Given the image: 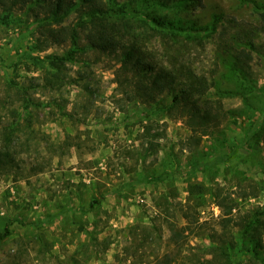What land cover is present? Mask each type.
<instances>
[{
    "label": "rangeland",
    "instance_id": "1",
    "mask_svg": "<svg viewBox=\"0 0 264 264\" xmlns=\"http://www.w3.org/2000/svg\"><path fill=\"white\" fill-rule=\"evenodd\" d=\"M118 1L129 8L141 2ZM150 3H143L146 10ZM215 12L255 30L245 80L227 63L237 47L229 40L235 31L188 41L131 23L154 56L150 60L167 66L179 56L204 86L199 102L223 112L218 126L197 140L184 120L160 108L171 102V93L159 95L156 103L124 98L114 81L119 62L113 54L79 50L66 61L58 85L46 87L45 77L56 72L46 56L65 54L69 41L34 48L43 37L33 13L0 7L1 120L11 121L8 109L18 88L25 87L33 103L31 113H25L30 126L23 123L19 132L22 173L0 174V234L7 229L0 240V264H264V251L253 257L250 249L239 247L244 227L220 225L214 198L218 191L236 198V190L242 196L232 211L239 224L264 209V29L252 3L240 0H201L186 12L165 15L203 25ZM77 21L73 12L64 25ZM114 108L127 117L133 140L120 144L122 159L110 156L104 169L94 162L99 147L88 126L99 127ZM252 127L254 135H244ZM45 138L58 145L52 163L30 172V165L51 151ZM58 168L92 180L57 181L53 171ZM172 223L177 229L188 225L175 243ZM261 238L264 242V232Z\"/></svg>",
    "mask_w": 264,
    "mask_h": 264
},
{
    "label": "trees",
    "instance_id": "2",
    "mask_svg": "<svg viewBox=\"0 0 264 264\" xmlns=\"http://www.w3.org/2000/svg\"><path fill=\"white\" fill-rule=\"evenodd\" d=\"M142 1L135 2L136 5L129 8L118 0H0V7L5 11H10L15 7L25 8L33 13L32 16L38 22L40 34L43 37L42 41L37 39L34 48L42 50L46 43L61 44L69 41L70 46L65 54L46 56L47 65L56 69V72L45 77L46 87L55 88L58 85L59 73L65 69L63 67L66 61L74 57L79 50L89 48L99 53L113 54L119 62L114 81L121 88L124 98L156 103L159 95L171 93V102L161 105L160 108L168 117L184 120L191 137L197 136L198 140L218 126L223 112L220 107L213 108L212 103L206 102L202 105L199 102L197 97L202 95L204 86L196 79L193 71L181 63L179 56H172L167 66H159L153 59L150 60L149 58L154 56L144 48L142 36L134 31L131 23L139 21L142 23L141 26L153 27L163 36L184 37L188 41H200L201 38L215 34L223 38L229 35L230 30L232 33L235 31L234 34L229 35L231 36L229 40L236 41L237 47L227 63L235 74L244 80L245 66L251 57V49H254L255 30L247 29L244 24L240 23L241 21L222 12L212 13L209 21L203 25L195 20L165 15L166 12H186L190 6H200L201 0ZM145 2L146 7L151 2L150 10L145 9L143 4ZM240 3H252L253 10L264 29V4L254 0H240ZM73 12H77L78 15L76 24L72 27L64 25L66 18ZM233 28L235 30H232ZM80 35L84 41L82 47L78 44ZM35 63L38 64L39 60ZM38 65L44 67L45 62ZM79 76L84 77L81 74ZM84 89H89L88 84L84 85ZM16 95L18 98L8 109L11 121L4 122L0 116V174L22 173L19 161L22 159L23 152L18 148L21 137L19 132H21L23 123L30 126V120L25 117L31 113L29 107L33 103L30 97H26L25 87L18 88ZM245 101L247 102V98ZM35 105L40 106L38 103ZM119 109L123 111L124 108L119 106ZM253 127L248 128L244 135L253 136L255 132ZM44 143L45 149H51V151L48 156H40L41 160L31 164L30 172H42L52 163L55 156L53 152L58 145H54L48 138H45ZM233 193H236V198L232 197L230 192L220 191L214 196L216 205L220 209V225L226 227L233 222L235 225L244 227L239 236L241 238L239 247L243 251L250 249L253 257H257L264 251V242L261 238V233L264 232V209L263 212L261 211V216L246 215L239 224L234 220L232 211L237 206V197L242 196L236 190ZM102 198L103 196H100L99 199L92 200L89 206L92 207L94 202H100ZM187 226L186 224L177 229L174 223L169 225L172 233L170 238L174 243L183 237V232L188 229ZM191 233L190 230L187 235ZM6 234L7 229L0 234V240ZM208 263L210 264V261ZM226 263L230 264L229 260Z\"/></svg>",
    "mask_w": 264,
    "mask_h": 264
},
{
    "label": "crops",
    "instance_id": "3",
    "mask_svg": "<svg viewBox=\"0 0 264 264\" xmlns=\"http://www.w3.org/2000/svg\"><path fill=\"white\" fill-rule=\"evenodd\" d=\"M103 118L105 120L99 125V127L93 123L88 126L89 129H92L91 137L97 139L99 147L98 154L96 159L94 158V162L102 168H104L103 162L110 156H116V159H122L119 156L120 144L124 145L125 142H129L131 139L133 140L134 133L131 126H128L127 124V117L116 108H114V111L104 114ZM53 173L57 181L62 179H71V181L92 180L91 178H82V175L77 177V175H74L72 172L62 168L56 169Z\"/></svg>",
    "mask_w": 264,
    "mask_h": 264
}]
</instances>
